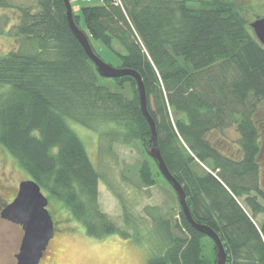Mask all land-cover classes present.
Wrapping results in <instances>:
<instances>
[{
    "label": "trees",
    "instance_id": "1",
    "mask_svg": "<svg viewBox=\"0 0 264 264\" xmlns=\"http://www.w3.org/2000/svg\"><path fill=\"white\" fill-rule=\"evenodd\" d=\"M35 5L18 6L14 23L0 26L11 43L0 52V146L86 235L146 243L148 264H215L213 240L190 225L180 206L173 220L158 206L140 214L123 205L121 227L100 209L103 176L69 123L93 131L105 152L139 144L149 159L136 169L141 187L164 179L147 153L151 129L136 81L122 75L100 83L63 1ZM0 7L12 8L9 0ZM79 10L85 29L72 10L73 20L92 50L90 39L101 41L120 58L117 67L140 76L161 157L192 219L218 236L226 264H264V47L246 7L236 0H101ZM231 128L235 141L225 135Z\"/></svg>",
    "mask_w": 264,
    "mask_h": 264
},
{
    "label": "rangeland",
    "instance_id": "2",
    "mask_svg": "<svg viewBox=\"0 0 264 264\" xmlns=\"http://www.w3.org/2000/svg\"><path fill=\"white\" fill-rule=\"evenodd\" d=\"M236 1L246 7L247 18L250 21L255 17L264 16V0ZM9 2L12 8L0 7V26L5 21L6 27L14 23L13 11L17 10L18 6L32 7L33 11L36 10L35 0H9ZM70 3L73 12L79 16V27L85 29L80 7L99 5L101 0H70ZM90 40L101 60L113 67L120 64L118 55L105 47L101 41ZM10 47V39L0 36V52H6ZM107 82L108 79H100L102 84ZM259 118L264 121V102L259 106ZM69 125L81 139L90 161L103 176L98 184L100 209L119 227L122 226L123 205L140 214L146 205L158 206L164 217L173 220L177 218L180 209L177 197L163 178L156 177L155 185L150 188L138 184L136 178L138 163L143 159L149 161L139 144L131 146L113 144L112 150L105 152L99 148L97 135L93 131L75 123ZM225 135L231 141H235L238 137L233 128L226 130ZM260 143L259 162L264 188V135ZM26 179V174L15 160L0 146V214L6 203L15 196L18 184ZM47 210L53 218L55 235L44 252L40 264H148L150 250L146 243H140L133 237L123 238L119 234L107 235L103 238L88 236L83 226L68 214L69 210L54 199L48 201ZM22 235L19 225L0 216V264L16 263L15 255L19 251ZM205 242L209 253L208 239Z\"/></svg>",
    "mask_w": 264,
    "mask_h": 264
},
{
    "label": "water",
    "instance_id": "3",
    "mask_svg": "<svg viewBox=\"0 0 264 264\" xmlns=\"http://www.w3.org/2000/svg\"><path fill=\"white\" fill-rule=\"evenodd\" d=\"M62 1L66 8L67 23L86 55L94 63L98 74L103 78L130 75L135 79L139 93L140 109L151 129V146L148 148L147 153L157 163L159 172L173 188L181 211L190 225L213 240L216 247L215 264H226V253L218 236L210 228L200 225L192 219L186 204L185 193L167 169L161 157L155 125L147 110L145 89L140 76L135 71L113 67L101 60L92 50L85 33L75 24L70 0ZM250 27L256 40L264 47V16L253 20ZM47 205L48 199L41 192L39 185L31 179H26L18 184L15 198L2 209L1 218L19 225L23 232L19 251L15 255V264H40L47 246L54 238L55 231L54 222L47 210Z\"/></svg>",
    "mask_w": 264,
    "mask_h": 264
},
{
    "label": "flooded vegetation",
    "instance_id": "4",
    "mask_svg": "<svg viewBox=\"0 0 264 264\" xmlns=\"http://www.w3.org/2000/svg\"><path fill=\"white\" fill-rule=\"evenodd\" d=\"M255 19H257V17H256ZM255 19H254V20H255ZM17 189H18V188H17ZM16 193H17V190H16ZM15 196H16V194H15ZM15 196H14L10 201H8L6 204L10 203V202L15 198ZM6 204H5V205H6ZM52 240H53V239H52ZM52 240H51V241H52ZM51 241H50V242H51ZM49 245H50V243H49ZM49 245L47 246V248L49 247ZM47 248H46V249H47Z\"/></svg>",
    "mask_w": 264,
    "mask_h": 264
}]
</instances>
